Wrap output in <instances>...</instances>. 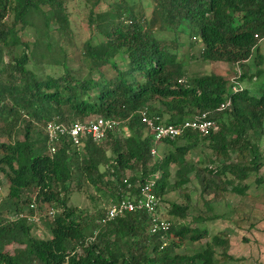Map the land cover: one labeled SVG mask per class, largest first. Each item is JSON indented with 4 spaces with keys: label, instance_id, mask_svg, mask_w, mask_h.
Listing matches in <instances>:
<instances>
[{
    "label": "trees",
    "instance_id": "1",
    "mask_svg": "<svg viewBox=\"0 0 264 264\" xmlns=\"http://www.w3.org/2000/svg\"><path fill=\"white\" fill-rule=\"evenodd\" d=\"M101 1L84 0L92 34L78 59L87 66L72 68L62 46L66 38L72 43L65 0H0V131L12 139L0 141V172L11 204L6 219L0 215V264H242L227 254L224 231L210 235L202 224L224 218L215 205L224 200L229 206L230 195L243 197L251 175L264 184V56L258 46L264 0H150L149 16L129 0H114L100 11ZM31 31L33 39H25ZM178 34L188 36L189 46L201 41L204 61L238 71L231 79L216 71L187 76L188 53L180 51L185 41ZM49 63L62 71L42 76L39 66ZM144 108L171 123L206 113L218 128L204 136L185 129L175 139L155 141L142 120ZM97 116L118 121L102 144L88 138L72 151L65 136L48 143V122L70 125ZM17 128L22 138L14 137ZM162 141L172 148L156 157L152 149ZM198 146L210 155L189 161ZM126 169L134 171L133 184L154 180L171 221L165 246L159 234L148 232L144 211L105 222L88 237L85 211L68 204L75 172L113 202L122 196ZM192 174L202 209L191 203ZM30 188L36 189V210L47 204L44 215L54 211L48 238L33 236L34 222L20 216ZM170 192L183 195L184 203H168ZM27 204L25 212L32 214ZM9 244H15L13 252L6 250Z\"/></svg>",
    "mask_w": 264,
    "mask_h": 264
},
{
    "label": "rangeland",
    "instance_id": "2",
    "mask_svg": "<svg viewBox=\"0 0 264 264\" xmlns=\"http://www.w3.org/2000/svg\"><path fill=\"white\" fill-rule=\"evenodd\" d=\"M114 0H102L98 6V9L104 11L108 8V4L113 2ZM131 3H139L142 7L144 14L149 16L152 10V3L150 0H129ZM84 0H65L66 9L69 13V21L70 28L72 31L71 35V44H69L68 39L63 40L62 46L65 48L68 53V65L72 68L81 67L82 65H86L87 63H80V59H78V49L81 47L82 43L92 34V27L88 24V14H89V6L85 4ZM54 28V25L52 26ZM34 32L25 33V39H33ZM53 34L57 36V32L54 30ZM156 34L170 38L173 37L171 31H156ZM178 37L181 40H184V47L180 48V51L183 53L186 52L187 58L184 62L185 70L187 76H192L196 74H204L209 71H216L223 74L226 78L231 79L234 75V71H238V67L229 66L225 62H207L204 61L200 56V51L203 47V44L200 40H191V46H189V39L187 35L178 34ZM258 46L260 47V53L264 56V38H260L258 40ZM252 59L247 60V65L250 71L253 70ZM117 61L120 62V58L117 57ZM61 65L55 64H41L39 66V73L44 76L47 74H54L56 72H61ZM242 85V84H241ZM251 91L254 92V89L251 88ZM89 118H92L90 116ZM23 131L21 128H17L14 134L16 138H22ZM9 139L3 131H0V141L8 142ZM102 144V142H100ZM78 147H72V151H74ZM172 148L170 144L162 141L161 143L154 146V153L156 157H160L164 150ZM80 150V147L77 149ZM162 153V154H161ZM110 152L106 151V156H109ZM210 152L207 148L203 146H198L194 148L188 156L189 161L198 163L204 157L209 156ZM72 157H74L72 155ZM105 165L100 166V170H105ZM75 169V166L73 167ZM175 166H170V171L173 173ZM259 173L262 175L264 179V166H262L259 170ZM1 174V172H0ZM134 174V171L130 169H126L124 172L123 178H128L129 181L131 176ZM109 178L111 176H108ZM172 179V177H170ZM248 189L246 190V194L243 197H238L235 195H230L229 206L225 205V201L221 200L218 204H216V212L224 215V218H218L212 221H207L202 225H205L210 235L215 234L218 230H223L220 235L226 237L229 240V244L227 246V254L233 257L239 258V262L242 264H264V184L257 185L256 180L253 175H251L247 180ZM189 193L191 198V203L198 208L203 207L202 201L197 194V182L191 175V183L189 184ZM72 193L70 195V199L68 204L77 206L80 209L85 211V220L88 222L89 226L86 227L85 233L88 234V237L94 236L95 232L99 231V229L104 226V223L101 222V217L105 212L106 208L112 202L111 198L105 193V190L99 191L97 188L87 182L85 179L81 178L78 172L74 173L73 180L71 183ZM70 190V191H71ZM36 189L30 188L26 190L23 199H22V209L26 213V207L28 206V202L32 203L34 199ZM8 189L5 185L2 192H0V215L6 219L7 211L11 204L7 199ZM26 197V199H24ZM30 200H27V198ZM168 199V203L172 201H177L178 203H184V196L177 195V193L170 192L166 195ZM35 203V202H34ZM25 204L27 206H25ZM36 204V203H35ZM37 205V204H36ZM163 214L168 219V215L166 213V204L162 203ZM233 208V212H231L230 208ZM50 208L47 207V204H40L38 207V217L39 219L34 222L32 225V235L35 237L48 238L50 236L49 233V220L50 216H45V211ZM10 219V217H8ZM171 222V221H170ZM207 239H202L201 242H205ZM15 244H9L5 248L9 252H13ZM235 261H227L225 264H234Z\"/></svg>",
    "mask_w": 264,
    "mask_h": 264
},
{
    "label": "built area",
    "instance_id": "3",
    "mask_svg": "<svg viewBox=\"0 0 264 264\" xmlns=\"http://www.w3.org/2000/svg\"><path fill=\"white\" fill-rule=\"evenodd\" d=\"M180 81L185 82V79H181ZM223 106L224 103L220 105V108ZM141 116L145 125L152 132L155 141L175 139L185 129H193L204 136L211 131H216L218 128L215 121L207 118L206 113L185 118L179 123L160 120L158 117L150 115L147 108L141 110ZM117 124L118 121L114 119L97 116L83 122L76 121L70 125H63L54 121L48 122L45 126V132L50 145L57 142L59 137L65 136L72 147H78L88 138L95 143L101 142L106 130L113 128ZM154 152V149H152V153ZM122 184L124 185L121 191L122 196L109 204L101 218V222L105 223L114 220L116 217L127 212L144 211L148 217V232L159 234L161 246H165L167 244L166 233L170 228V221L163 214L162 201L154 190V180L151 178L144 182L133 184L128 178H123ZM4 186L5 179L0 174V192H2ZM134 189L136 192L132 193L131 190ZM30 207L34 209L32 214L21 213L20 216L26 217L28 221L36 222L39 219L36 204L32 202ZM53 212L52 209H49L47 215L51 216Z\"/></svg>",
    "mask_w": 264,
    "mask_h": 264
}]
</instances>
